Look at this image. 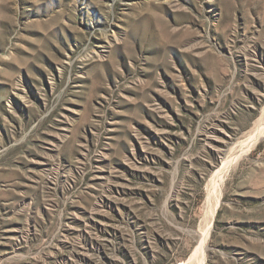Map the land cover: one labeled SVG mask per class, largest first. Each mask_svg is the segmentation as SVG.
Here are the masks:
<instances>
[{
	"label": "rangeland",
	"instance_id": "obj_1",
	"mask_svg": "<svg viewBox=\"0 0 264 264\" xmlns=\"http://www.w3.org/2000/svg\"><path fill=\"white\" fill-rule=\"evenodd\" d=\"M263 123L264 0H0V264H264Z\"/></svg>",
	"mask_w": 264,
	"mask_h": 264
},
{
	"label": "bare ground",
	"instance_id": "obj_2",
	"mask_svg": "<svg viewBox=\"0 0 264 264\" xmlns=\"http://www.w3.org/2000/svg\"><path fill=\"white\" fill-rule=\"evenodd\" d=\"M115 39V38H114ZM263 126L262 127H260L259 129H256V131H254L253 132V134H251L250 136H249V138L243 143V150H241V151H243L244 152V154L245 153H247V152H249L253 147H255L257 144H258V142L264 137V123L262 124ZM242 146V145H241ZM240 146V147H241ZM241 153V152H240ZM229 160V159H228ZM233 161V160H232ZM231 162V161H230ZM233 163V162H232ZM231 163V164H232ZM230 164V166H232ZM222 165H223V163H222ZM229 165V164H228ZM228 167V166H227ZM226 168V164L224 165V167L220 170V171H218V174H224V172H223V170ZM229 170V169H228ZM225 171V170H224ZM227 173V172H226ZM215 176V175H214ZM216 176H218V175H216ZM225 176V175H224ZM224 178V177H223ZM214 179V178H213ZM219 180V179H218ZM214 181H217V180H214ZM218 182V181H217ZM223 183V182H222ZM218 185V184H217ZM221 186V185H220ZM219 187V186H218ZM223 187V186H222ZM216 188L217 187H215V190H216ZM220 189H218L217 191V193H216V195L215 194H213V195H215V197H214V204L211 206V208H210V213H211V216L212 217H214V215H215V212H216V210H217V207H218V205H219V203H220V191H219ZM213 192V191H212ZM216 192V191H215ZM214 193V192H213ZM212 196V195H211ZM210 201V200H209ZM212 202V201H211ZM209 203V202H208ZM212 204V203H211ZM208 205H210V204H208ZM207 207H209V206H207ZM206 209V208H205ZM209 209V208H208ZM209 212H208V214H210ZM212 217H211V219H212ZM213 220V219H212ZM210 221V220H209ZM211 222V221H210ZM213 222V221H212ZM211 222V223H212ZM210 223V224H211ZM208 224V223H207ZM211 226L212 225H209L208 226V228H206L207 230L205 231V234L203 235V238H202V241L200 242V247H199V250H201V251H203V247L205 246V244H206V241H207V239H208V237H209V235H210V230H211ZM198 249V248H197ZM197 251V250H196ZM195 252V251H194ZM202 253V252H201ZM206 253V252H205ZM201 255V254H200ZM199 255V256H200ZM203 255V254H202ZM193 256V255H192ZM191 256V257H192ZM194 257H197V256H194ZM202 257V256H201ZM204 264V263H203Z\"/></svg>",
	"mask_w": 264,
	"mask_h": 264
}]
</instances>
